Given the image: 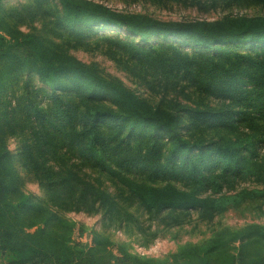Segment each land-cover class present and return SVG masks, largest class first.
Returning <instances> with one entry per match:
<instances>
[{
  "label": "trees",
  "instance_id": "16d2710c",
  "mask_svg": "<svg viewBox=\"0 0 264 264\" xmlns=\"http://www.w3.org/2000/svg\"><path fill=\"white\" fill-rule=\"evenodd\" d=\"M173 1L222 15L165 22L94 0L8 8L0 0V253L11 254L8 264H264V225L222 229L153 258L114 252L101 237L74 242L63 215L135 222L123 194L168 226L264 204V15L232 14L264 0ZM102 30L111 33L97 36ZM92 46L144 89V100L70 53ZM33 77L50 91L35 89ZM12 136L20 168L44 193L40 204L20 190Z\"/></svg>",
  "mask_w": 264,
  "mask_h": 264
},
{
  "label": "rangeland",
  "instance_id": "374dc122",
  "mask_svg": "<svg viewBox=\"0 0 264 264\" xmlns=\"http://www.w3.org/2000/svg\"><path fill=\"white\" fill-rule=\"evenodd\" d=\"M25 0H2V6L8 8L24 2ZM109 7L124 11L145 14L153 19L165 22L183 21V20H198L207 19L214 20L222 15L221 9H213L209 5L201 3V5L185 6L183 2L171 0L166 3H154L151 0H94ZM157 2V1H155ZM232 14L253 16L264 15V7L261 6H242L232 10ZM38 26V25H35ZM39 27V26H38ZM27 31V28H22ZM111 33L105 30L100 31L97 36ZM121 31V35H125ZM152 39H156L153 37ZM138 38H135L137 42ZM184 46V45H182ZM186 49L187 46H184ZM71 55L78 60L89 64L95 63L98 69L103 74L112 78L118 79L122 84L130 89L136 90L139 99L144 100L146 97L142 87L132 83L130 78L119 70L115 64L102 56L99 51L91 48H79L70 51ZM24 77L19 80V85H22ZM35 89L50 91L39 84L35 77L32 79ZM172 96V95H171ZM42 95L38 97L42 101ZM155 102L158 97L153 99ZM44 102V101H43ZM183 133V131H180ZM19 137H9L7 139V148L15 157V173L19 180L21 192L32 197L33 204H40L44 198L43 191L33 181L23 169L20 168L19 161ZM260 156H264V151H261ZM83 173L91 179L99 178L96 172L84 169ZM105 188L109 193L119 196L115 185L104 179ZM103 185V186H104ZM241 187H254L251 182H245ZM126 198V194L118 197L119 202H122V208L127 209L136 218L135 222H119L118 220L108 219L104 213L89 215L84 212H66L64 217L74 223L72 233V241L82 242L92 245V241L96 237H101L108 240L111 244L110 248L116 252V247H123L128 253L140 257L164 258L175 253L180 247L186 244H200L211 238L216 232L222 229H237L247 224L264 225V204L262 202H247L236 209H228L224 213L216 216L213 220L201 221L196 213H192L183 224L178 226H168L161 223L158 219L145 214L135 204L121 200ZM121 200V201H120ZM13 257L8 253H0V264H8Z\"/></svg>",
  "mask_w": 264,
  "mask_h": 264
}]
</instances>
